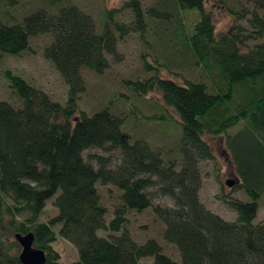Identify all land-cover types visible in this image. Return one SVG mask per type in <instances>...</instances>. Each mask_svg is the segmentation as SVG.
<instances>
[{"label":"trees","instance_id":"1","mask_svg":"<svg viewBox=\"0 0 264 264\" xmlns=\"http://www.w3.org/2000/svg\"><path fill=\"white\" fill-rule=\"evenodd\" d=\"M42 1L56 11L46 7L17 21L0 19V62L27 50L31 37L49 34L52 41L43 54L68 84V96L63 105L5 71L21 103L16 107L0 100V264H23L17 235L29 233L33 246L46 253L44 264H62L53 247L59 236L78 249V259L70 264H264V220L254 222L264 197V40L249 44L264 39V18L254 10L246 33L236 24L246 10L233 12V26L218 31L212 11L206 9L211 0H170L182 24L177 40L183 28L180 9L201 13L193 32L178 42L208 82L154 75L126 84L137 96L158 91L179 117L181 131L173 132L179 133L184 160L177 169L176 158L132 141L120 114L103 108L88 115L79 108L85 90L82 70L101 74L108 69L109 57L118 58V39L130 29L112 18L120 7L105 10L98 29L94 18L72 0ZM254 1L264 7L263 0ZM18 2L0 0V14ZM122 6L132 11L135 30L143 32L142 0H127ZM206 136H225L239 186L249 198H224L237 213L235 221L209 211L200 201L198 162L214 158ZM107 146L121 153L116 168H108L102 158L98 168L84 159L85 149ZM98 183L122 191L121 206L109 222ZM151 186L159 188L157 195L147 192ZM158 196L171 197L174 206L153 205ZM54 197L57 216L41 222L47 201ZM150 207L165 226L163 239L178 249L180 262L166 255L155 239L134 241L125 227V212ZM98 231L120 234L107 238Z\"/></svg>","mask_w":264,"mask_h":264},{"label":"rangeland","instance_id":"2","mask_svg":"<svg viewBox=\"0 0 264 264\" xmlns=\"http://www.w3.org/2000/svg\"><path fill=\"white\" fill-rule=\"evenodd\" d=\"M127 0H72L95 20L98 29L102 26L104 11L120 10L113 14V19L119 24L130 28L123 38L117 41L118 58L109 57L110 66L103 73L98 74L87 68L82 70L85 82V90L80 94L79 108L88 115L100 109H108L120 114L125 118L124 129L132 137V141H141L151 146L154 151L161 155H169L176 158V168L180 169L184 156L179 149L181 131L179 117L175 111L167 106L161 93L150 91L144 96H137L126 84L127 80L137 81L148 79L154 75L161 78H170L178 82L184 79L202 80L208 79L202 69L196 65L193 56L182 51L183 38L193 32L195 25L200 20L201 13L198 9H180L183 18V28L179 23L176 7L170 0H142V6L146 11L144 31L139 32L134 28V15L128 8L122 5ZM264 1V0H263ZM264 3V2H263ZM48 8L55 12L56 9L44 4L42 0H19L13 8H5L0 14V19L8 21L10 17L15 21L24 15L40 8ZM154 7V10L150 8ZM158 11H157V10ZM206 9L211 10L216 30H229L233 24L234 13L243 12L244 18L239 17L236 24L250 32L248 18L254 10L264 18V7L254 0H211L206 4ZM113 20H109V25ZM113 27V25H111ZM100 31H102L100 29ZM118 33V32H117ZM264 39L250 41L253 45ZM49 34H39L31 37L29 48L17 56L6 55L0 62V100L9 102L14 106H20V100L10 87V80L5 71L21 77L27 83L43 89L49 96L61 104H65L68 96V84L63 79L54 64L45 58L44 49L51 43ZM148 65V70L145 66ZM210 91V90H209ZM113 110V111H112ZM163 121V122H162ZM169 126V127H168ZM172 130V131H171ZM235 132L232 130L231 133ZM207 143L211 146L214 158L201 160L198 167L201 175V188L199 190L200 201L211 212L218 214L228 221H235L237 213L224 202V198H236L248 201V196L239 186L238 176L232 162L229 151L225 145V136H206ZM84 159L95 168L99 167L100 159L108 164V168H116L121 161L119 150L105 148H88L83 151ZM227 181H234L229 186ZM98 191L101 202L107 208V222L114 217L117 207L121 206L122 191L112 184L98 183ZM159 188L151 186L147 189L149 194L157 195ZM55 197L48 200L40 218L41 222H47L57 216L58 210L54 205ZM153 205L173 207L174 202L169 196L154 198ZM125 227L130 232L134 241L144 243L149 239H155L163 248V252L177 262H180L178 249L163 239L165 226L154 215L152 208L143 211L129 210L124 214ZM264 220V197L260 203L257 215L259 222ZM58 230L59 227L56 226ZM120 232L98 231L101 237L109 238L119 235ZM53 247L60 255L62 264H70L78 259V249L70 241L58 237ZM152 259H145L149 262Z\"/></svg>","mask_w":264,"mask_h":264},{"label":"water","instance_id":"3","mask_svg":"<svg viewBox=\"0 0 264 264\" xmlns=\"http://www.w3.org/2000/svg\"><path fill=\"white\" fill-rule=\"evenodd\" d=\"M229 186H233L234 181H227ZM17 239L22 245L20 260L23 264H44L46 261V253L42 249L33 246L34 237L32 233L25 236L17 235Z\"/></svg>","mask_w":264,"mask_h":264}]
</instances>
